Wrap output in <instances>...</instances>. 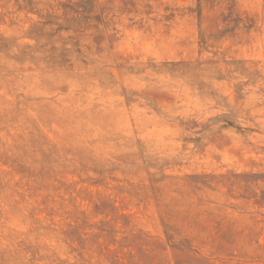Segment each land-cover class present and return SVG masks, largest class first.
I'll return each instance as SVG.
<instances>
[{
	"label": "rangeland",
	"instance_id": "obj_1",
	"mask_svg": "<svg viewBox=\"0 0 264 264\" xmlns=\"http://www.w3.org/2000/svg\"><path fill=\"white\" fill-rule=\"evenodd\" d=\"M0 264H264V0H0Z\"/></svg>",
	"mask_w": 264,
	"mask_h": 264
}]
</instances>
